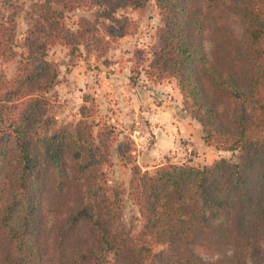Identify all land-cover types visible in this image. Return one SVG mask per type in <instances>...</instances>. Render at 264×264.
<instances>
[{
    "label": "trees",
    "instance_id": "1",
    "mask_svg": "<svg viewBox=\"0 0 264 264\" xmlns=\"http://www.w3.org/2000/svg\"><path fill=\"white\" fill-rule=\"evenodd\" d=\"M150 1L0 0V57H20L13 75L0 70V264H264V0H153L163 25L152 73L175 78L204 142L237 161L149 170L120 142L131 178L112 186V128L96 135L87 104L75 124L51 111L59 69L49 48L105 52L131 31L118 11ZM81 7L90 15L73 28L67 14ZM126 198L138 209L129 220Z\"/></svg>",
    "mask_w": 264,
    "mask_h": 264
},
{
    "label": "rangeland",
    "instance_id": "2",
    "mask_svg": "<svg viewBox=\"0 0 264 264\" xmlns=\"http://www.w3.org/2000/svg\"><path fill=\"white\" fill-rule=\"evenodd\" d=\"M23 1L27 7L30 0ZM118 14L131 19L130 34L105 52L98 48L87 51L81 46L80 52L72 56L65 45L49 48L47 57L57 62L59 69V82L50 92L51 111L59 125L75 124L81 118V106L87 104L92 109L89 120L96 123V135L105 125L112 128L111 163L104 166L108 184L112 186L125 184L128 187L131 178V165H127L118 152L120 142L131 144L137 162L149 170L167 162L202 166L221 157L237 161V152L204 142L203 127L185 110L175 78L152 73L149 65L163 25L155 1L141 8L120 9ZM83 15H90L85 7L68 13L66 21L77 28L75 23ZM234 27L236 31L239 29L238 24ZM28 28L22 12L16 31L18 52L24 50L21 44ZM19 59L5 61L0 57V70L13 75ZM186 127L192 130L191 136L187 135L190 129ZM126 205L129 220L138 209L131 198H126ZM141 229L142 223L137 221L133 235L138 237ZM165 248L163 244L153 245L155 253H162ZM148 264H157L156 259H150Z\"/></svg>",
    "mask_w": 264,
    "mask_h": 264
},
{
    "label": "crops",
    "instance_id": "3",
    "mask_svg": "<svg viewBox=\"0 0 264 264\" xmlns=\"http://www.w3.org/2000/svg\"><path fill=\"white\" fill-rule=\"evenodd\" d=\"M188 129H190V128L186 127V130H188ZM190 131H192V130L190 129V130L188 131V133H189V134H187L188 136H191ZM178 133H179V132H178ZM183 137H185V136H183ZM192 139H193V137H192Z\"/></svg>",
    "mask_w": 264,
    "mask_h": 264
}]
</instances>
